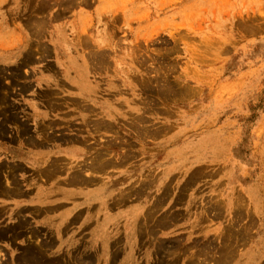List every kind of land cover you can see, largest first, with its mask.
Segmentation results:
<instances>
[{
    "label": "rangeland",
    "instance_id": "rangeland-1",
    "mask_svg": "<svg viewBox=\"0 0 264 264\" xmlns=\"http://www.w3.org/2000/svg\"><path fill=\"white\" fill-rule=\"evenodd\" d=\"M44 263L264 264V0H0V264Z\"/></svg>",
    "mask_w": 264,
    "mask_h": 264
},
{
    "label": "bare ground",
    "instance_id": "bare-ground-1",
    "mask_svg": "<svg viewBox=\"0 0 264 264\" xmlns=\"http://www.w3.org/2000/svg\"><path fill=\"white\" fill-rule=\"evenodd\" d=\"M43 6V5H42ZM41 6V7H42ZM40 6H39V8H41ZM108 165V164H107ZM34 253V252H33ZM28 255V254H27ZM34 255V254H33ZM35 258V257H34ZM34 258H31V259H34ZM28 260V259H27ZM31 261V260H30ZM57 261H59V260H57ZM61 262V261H60ZM34 263V262H33ZM44 264H46V263H44ZM55 264V263H54Z\"/></svg>",
    "mask_w": 264,
    "mask_h": 264
}]
</instances>
